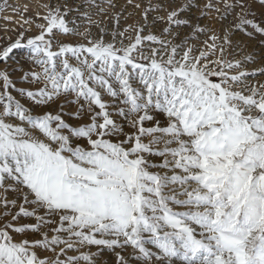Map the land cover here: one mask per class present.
<instances>
[{
    "label": "snow or ice",
    "instance_id": "1",
    "mask_svg": "<svg viewBox=\"0 0 264 264\" xmlns=\"http://www.w3.org/2000/svg\"><path fill=\"white\" fill-rule=\"evenodd\" d=\"M9 7L0 264H264V0Z\"/></svg>",
    "mask_w": 264,
    "mask_h": 264
},
{
    "label": "rangeland",
    "instance_id": "2",
    "mask_svg": "<svg viewBox=\"0 0 264 264\" xmlns=\"http://www.w3.org/2000/svg\"><path fill=\"white\" fill-rule=\"evenodd\" d=\"M28 0H9V4L11 6H16V5H20L22 7L23 4L27 3ZM121 3H123V0H120ZM32 15V11L30 10L26 16H31ZM5 17L10 18L11 21H19L21 19L20 16H17L16 14H14L11 10V7H9V9L7 11H5L4 13L0 14V35H8V34H12L11 32L9 33H4L3 29L7 28L9 30L11 29H18L19 25L18 23H11L8 22V20L5 19ZM35 29H33V33L34 34ZM21 53H18V55H20ZM23 56H27V51L23 50L22 52ZM258 79H260L262 82H264V77H258ZM255 82V81H253Z\"/></svg>",
    "mask_w": 264,
    "mask_h": 264
}]
</instances>
